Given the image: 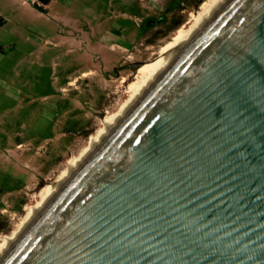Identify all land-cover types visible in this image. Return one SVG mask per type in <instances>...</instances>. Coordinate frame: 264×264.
<instances>
[{"label": "water", "instance_id": "1", "mask_svg": "<svg viewBox=\"0 0 264 264\" xmlns=\"http://www.w3.org/2000/svg\"><path fill=\"white\" fill-rule=\"evenodd\" d=\"M1 264H264V0L228 1Z\"/></svg>", "mask_w": 264, "mask_h": 264}, {"label": "rangeland", "instance_id": "2", "mask_svg": "<svg viewBox=\"0 0 264 264\" xmlns=\"http://www.w3.org/2000/svg\"><path fill=\"white\" fill-rule=\"evenodd\" d=\"M36 1L0 0V241L205 0Z\"/></svg>", "mask_w": 264, "mask_h": 264}, {"label": "bare ground", "instance_id": "3", "mask_svg": "<svg viewBox=\"0 0 264 264\" xmlns=\"http://www.w3.org/2000/svg\"><path fill=\"white\" fill-rule=\"evenodd\" d=\"M229 0H205L196 13H191V20L182 24L174 33L172 40L162 46L158 58L144 62L139 66L134 78L127 86L128 97L113 112L102 119L101 126L90 135L89 142L81 151L72 155L66 162L54 182L47 183L38 193V199L34 204H27V212L17 226L2 237L0 241V264L20 242L25 234L36 223L40 216L53 203L102 143L165 74L172 64L220 12ZM190 24V25H188ZM128 80V79H127ZM36 197V195L34 196Z\"/></svg>", "mask_w": 264, "mask_h": 264}, {"label": "trees", "instance_id": "4", "mask_svg": "<svg viewBox=\"0 0 264 264\" xmlns=\"http://www.w3.org/2000/svg\"><path fill=\"white\" fill-rule=\"evenodd\" d=\"M41 3L35 2V7H37L39 10L45 11V4H48L51 0H39Z\"/></svg>", "mask_w": 264, "mask_h": 264}, {"label": "crops", "instance_id": "5", "mask_svg": "<svg viewBox=\"0 0 264 264\" xmlns=\"http://www.w3.org/2000/svg\"><path fill=\"white\" fill-rule=\"evenodd\" d=\"M39 1V0H38ZM57 0H51L48 4H45L44 7H45V10L46 11H49L50 7L53 5L54 2H56ZM37 2V1H36ZM40 2V1H39ZM38 2V3H39ZM35 3V2H34ZM41 3V2H40ZM39 3V4H40Z\"/></svg>", "mask_w": 264, "mask_h": 264}]
</instances>
